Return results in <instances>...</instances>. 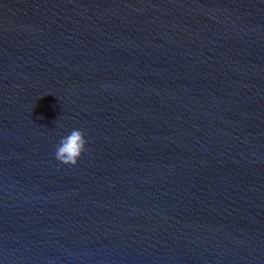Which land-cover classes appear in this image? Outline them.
I'll return each instance as SVG.
<instances>
[{"label": "water", "instance_id": "obj_1", "mask_svg": "<svg viewBox=\"0 0 264 264\" xmlns=\"http://www.w3.org/2000/svg\"><path fill=\"white\" fill-rule=\"evenodd\" d=\"M0 264H264V0H0Z\"/></svg>", "mask_w": 264, "mask_h": 264}, {"label": "clouds", "instance_id": "obj_2", "mask_svg": "<svg viewBox=\"0 0 264 264\" xmlns=\"http://www.w3.org/2000/svg\"><path fill=\"white\" fill-rule=\"evenodd\" d=\"M88 141L79 129H73L62 136L56 146L55 158L66 165H77L82 155L87 151Z\"/></svg>", "mask_w": 264, "mask_h": 264}]
</instances>
